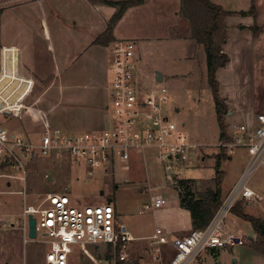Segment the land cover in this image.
<instances>
[{
    "label": "rangeland",
    "instance_id": "1",
    "mask_svg": "<svg viewBox=\"0 0 264 264\" xmlns=\"http://www.w3.org/2000/svg\"><path fill=\"white\" fill-rule=\"evenodd\" d=\"M251 4L254 7L250 5L247 11L250 18L238 19L246 26L240 28L241 25L234 17L227 20L228 36L222 47L228 54L229 61L221 67L219 73L217 72L220 96L227 104L224 121L228 124L227 132L231 136L237 132L238 125L255 122L257 113L264 112V7H259L256 0H253ZM170 5L172 6L170 9L174 11L173 22H167L171 19L168 12L163 17H157L156 8L143 9L136 16L128 17L129 21L123 28L125 34L121 39L136 42V50L141 56L137 70H143L142 77L145 80V82L142 81L143 88L160 85L166 87L169 98V102L165 104L169 106L168 110L165 109L166 115L179 126L182 127L184 124V130L189 131L195 140L201 142L202 147L191 148L188 160L177 167L171 166L169 170H164L162 166L161 173L157 168L158 177L154 181L159 183L160 187L146 192L141 190L137 183L121 181L123 177L136 181L134 173H131L123 162L116 163L113 169L114 174L98 170L88 175L85 169L68 157L65 160L57 157L36 158L28 165L24 196L20 193L24 190L21 178L18 181L7 176H0V189L5 191L1 194L2 220L14 221L26 205L39 204L42 194L45 195L49 191H68L73 201L79 205L102 204L112 199L118 212L117 223L124 225L134 234L145 235L152 233L160 220L169 222L172 220V214L167 210L172 206L176 207L177 194L172 184L173 176L181 179H200V182L205 183L211 181L214 176V155L220 150L217 146L219 125L216 120L212 92L207 84L206 53L193 40L191 42L188 40L189 23L177 11L180 5L179 0L171 2ZM167 10L169 7H165L163 12ZM164 20L166 21L161 23ZM228 23H232L231 27ZM1 25L0 18V29ZM162 27H166L168 35L176 36V40L167 41L156 38L147 40L145 38L146 35L157 36L158 33L160 35L163 32ZM7 38L10 36L0 31V48ZM156 70L163 73L161 82L155 80ZM36 99V93L32 91L26 97L23 108L29 107L28 105ZM176 108H179L178 111ZM240 110L243 111L242 115L235 119L234 117ZM20 114L22 118L20 116L15 119H5L0 116V120L4 124L7 123L12 130L21 131L27 137L31 133L30 136L33 137L34 133L31 132L35 128L33 120L26 116L24 110ZM83 130L91 129L85 127L80 131ZM241 152L239 150L232 155L231 159H225L221 163L220 168L224 173L221 185L223 190L228 191L235 183V178L242 165ZM245 156H243L244 159ZM9 172L6 167L0 169V174ZM45 173L49 174V177H44ZM8 181L9 185H7ZM113 182L118 184L117 189L114 188ZM248 186L261 195V198L254 197L250 205L246 207L249 214L258 218L264 217V165L254 171L248 180ZM17 190L19 194L13 193ZM149 195L152 198L156 195L163 196L167 201L154 210H145L143 207L149 202ZM242 201L244 200L237 202ZM237 225H239V230L233 233L244 236L246 243H251L249 237L253 226L250 222L239 220ZM23 235V231L17 225L0 229V264H7V262L9 264H45L47 244L39 238L24 244ZM137 250L138 248L133 246V251ZM244 250L248 253L243 257L239 256ZM250 250L255 251L250 244L235 246L233 250L228 249L227 254L224 255V264H234L233 259L237 255L242 260L241 264L246 261L248 263L245 264H264V260L261 261L264 256L253 255ZM67 264H92V262L87 255L78 251L70 256Z\"/></svg>",
    "mask_w": 264,
    "mask_h": 264
},
{
    "label": "built area",
    "instance_id": "2",
    "mask_svg": "<svg viewBox=\"0 0 264 264\" xmlns=\"http://www.w3.org/2000/svg\"><path fill=\"white\" fill-rule=\"evenodd\" d=\"M110 47L112 97L108 119L100 129L64 131L44 122L39 138L28 140L22 132H12L0 120V164L10 171L0 176L18 181L21 178L23 196L28 165L36 158L65 160L68 157L92 175L98 170L110 172L118 162L127 164L134 152L153 147L158 149L156 157L163 166H178L188 160L191 148L198 147L166 115L167 88H143L137 70L136 42L115 39ZM19 109L15 104H0V116L5 119L15 116ZM217 146L229 156L238 148H245L248 158L239 181L222 198L205 227L191 228L187 234L171 238L157 227L140 253H135L131 246L135 237L117 223L111 201L79 205L68 191L42 194L39 204L26 205L14 221L5 222L0 218V229L17 225L23 231L24 244L37 238L44 241L47 244L45 264H67L70 256L78 251L87 255L92 264H204V254L209 249L243 245L246 241L226 229L225 219L237 201L259 198L248 186V179L264 165V113H257L255 122L238 125L235 135L220 140ZM44 177L49 174L45 173ZM4 192L0 191V204ZM13 193L19 194V190ZM165 202V199L154 200L145 203L143 208L154 210ZM30 214L36 218L34 238L28 231Z\"/></svg>",
    "mask_w": 264,
    "mask_h": 264
},
{
    "label": "crops",
    "instance_id": "3",
    "mask_svg": "<svg viewBox=\"0 0 264 264\" xmlns=\"http://www.w3.org/2000/svg\"><path fill=\"white\" fill-rule=\"evenodd\" d=\"M173 1L175 0H145L139 5L128 8L116 23L112 36H114V39L124 37L125 33H123V28L129 21L128 17L136 16L137 13L147 8L151 10L156 8L157 17H163L168 12L167 14L171 19L167 20V22H173L175 18L174 11L170 9V4ZM212 1L216 4H221L225 10L231 12L227 20L234 17L237 18L239 25L246 26L238 19L250 18L247 11L250 5H252L253 0ZM256 4L262 8L264 7V0H256ZM165 7H169V10L163 12ZM179 8L177 9L178 12ZM115 10L116 7L100 2L95 3L91 0H0V18L2 23L0 31L2 34L10 36V38L3 41L2 47L0 48V104H15L20 106L17 112L18 116H10L8 119L20 117L21 114L19 115V113L24 110L26 116L33 120L35 125V128L31 126V128H34L31 130L34 133L33 137L30 136L31 133L28 137L23 134L26 139L37 140L45 128L44 122L64 131H77L85 127L94 130L100 129V127L105 125L109 116L108 109L112 97L109 71L112 60L111 43L102 45L99 43L96 44L94 41L98 37V34L105 30ZM240 11H246V13L241 14L239 13ZM230 24L232 23H228L229 26ZM162 28L163 32L160 35L156 33L157 36L151 34L146 35L145 38L147 40L153 38L167 41L176 40V36L168 35L166 27ZM188 40L190 42L192 41L190 37H188ZM138 56L137 67L141 60L139 53ZM221 69L218 70V73ZM142 71L139 69V74L142 81L145 82L142 77ZM155 87L157 88L158 86ZM32 91L36 93L37 99L32 104H29V107H26L28 109H24L23 104L26 101V97ZM167 102H169L168 95ZM165 109L168 110L169 106H166ZM178 109L176 108V111ZM242 113L243 111L240 110L234 118H240ZM5 124L12 132L18 131L16 129L12 130L7 126V123ZM183 126L184 124L182 127L179 126V128L186 133L191 142L197 143L198 147H202L201 142L195 140L189 131L184 130ZM218 140L220 141V139ZM239 150L242 151V165L233 186L241 178L248 158V156H245L247 154L245 148H238L235 153ZM157 153L158 149L156 147L143 152H134L126 167L128 166L131 173H134L136 181H131V179L125 177L121 181L123 183H137L141 187V190L145 192L151 191L152 189H159L160 184L155 182L154 179L158 177L156 169L159 168V173H161L160 170L162 171L163 164L158 161L156 157ZM243 156H245V159ZM231 158L232 155L227 159ZM153 164L155 165L153 166ZM163 169L169 170L165 166H163ZM110 172L114 174V170ZM172 179V184L177 194L176 207L172 206L170 209H166L168 213L172 214V220L170 222L160 220L155 225V229L161 227L168 238L187 234L193 228L191 227L189 211L182 208L179 202L176 180L181 178L173 176ZM197 180L200 181V179ZM7 185H9V181ZM113 185H115V189L119 187L115 182H113ZM0 191H3V189L1 188ZM221 191L222 198H224L226 193L230 192L225 189L223 190L222 186ZM258 195L261 198V195ZM149 196L150 199L147 203L158 199H165L163 196L158 195L154 198L151 195ZM242 200H244L242 208L245 207L243 209L244 212L249 214L246 207L250 205L253 198ZM108 201L112 202V199H108ZM114 209L116 211L115 207ZM117 214L118 212L116 211ZM2 216L0 214V218ZM239 220L244 219H241L237 214L232 212L225 219L226 229L230 232L238 231L239 225L237 224ZM155 229L152 233L145 235H142V233L134 234L128 229L136 239L131 245L138 248L135 253H140L142 248L147 246L146 244L150 236L154 234ZM242 237L245 239L244 236ZM249 239L251 242L255 241L256 233L254 229ZM141 240L145 241L142 242ZM246 242L243 245H251V243ZM234 247L227 246V249H209L204 254V264H224V255L227 254L228 249L233 250ZM247 253L248 251L244 250L239 256L243 257ZM251 254L264 256L262 253L260 254L254 250L251 251ZM239 256L234 257V264L242 263ZM245 263L248 262L246 261L243 264ZM7 264L9 263L7 262Z\"/></svg>",
    "mask_w": 264,
    "mask_h": 264
},
{
    "label": "trees",
    "instance_id": "4",
    "mask_svg": "<svg viewBox=\"0 0 264 264\" xmlns=\"http://www.w3.org/2000/svg\"><path fill=\"white\" fill-rule=\"evenodd\" d=\"M116 7L115 13L110 17L103 32L98 34L94 43L107 45L115 41L112 36L116 23L121 19L123 13L134 5H139L145 0H91ZM252 7L253 4H252ZM179 12L189 23V37L200 45L206 53L207 84L211 89L213 102L215 103L216 120L219 125V139L228 140L230 134L227 132L228 124L224 121L227 104L220 96V86L217 80V72L229 61L228 54L223 50V44L227 40V18L231 12L225 10L222 5L212 0H180ZM239 13L245 14L246 11ZM224 150L214 155V176L211 181L200 182L196 179H177L176 187L179 192L180 206L187 209L191 217V227L203 228L214 213L218 210L222 200L221 185L224 173L221 170L223 160L229 158ZM4 168L0 164V169ZM243 201L237 202L232 212L237 214L253 226L256 233L255 241L251 246L258 253L264 255V218L254 217L244 212Z\"/></svg>",
    "mask_w": 264,
    "mask_h": 264
},
{
    "label": "water",
    "instance_id": "5",
    "mask_svg": "<svg viewBox=\"0 0 264 264\" xmlns=\"http://www.w3.org/2000/svg\"><path fill=\"white\" fill-rule=\"evenodd\" d=\"M241 28L244 27L243 25L240 26ZM162 73L161 71L157 70L156 71V76H155V80L160 82L162 81ZM35 223H36V218L35 216L32 214L29 215L28 217V231H29V236L31 238L36 237V230H35Z\"/></svg>",
    "mask_w": 264,
    "mask_h": 264
}]
</instances>
